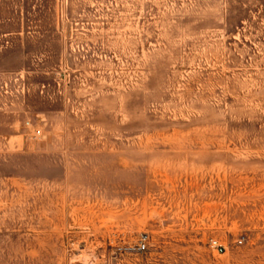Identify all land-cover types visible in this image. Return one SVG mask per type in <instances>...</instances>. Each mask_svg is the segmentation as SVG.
Instances as JSON below:
<instances>
[{
	"label": "rangeland",
	"instance_id": "1",
	"mask_svg": "<svg viewBox=\"0 0 264 264\" xmlns=\"http://www.w3.org/2000/svg\"><path fill=\"white\" fill-rule=\"evenodd\" d=\"M0 264H264V0H0Z\"/></svg>",
	"mask_w": 264,
	"mask_h": 264
},
{
	"label": "built area",
	"instance_id": "2",
	"mask_svg": "<svg viewBox=\"0 0 264 264\" xmlns=\"http://www.w3.org/2000/svg\"><path fill=\"white\" fill-rule=\"evenodd\" d=\"M42 132L41 128H36L34 130V135L37 136ZM237 241L240 243L242 240L240 238L237 239ZM147 243V235H140L137 241V248L138 249H144L146 247ZM209 246L219 252H223L225 250V246L217 239V238H210L209 240Z\"/></svg>",
	"mask_w": 264,
	"mask_h": 264
}]
</instances>
